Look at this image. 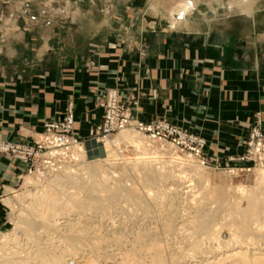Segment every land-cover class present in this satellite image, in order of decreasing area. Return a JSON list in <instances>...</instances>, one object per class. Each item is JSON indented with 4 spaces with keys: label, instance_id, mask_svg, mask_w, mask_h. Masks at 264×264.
<instances>
[{
    "label": "rangeland",
    "instance_id": "obj_1",
    "mask_svg": "<svg viewBox=\"0 0 264 264\" xmlns=\"http://www.w3.org/2000/svg\"><path fill=\"white\" fill-rule=\"evenodd\" d=\"M181 1L183 0H0V75L10 76L12 80L15 74H24L25 77H21L28 84L39 78L44 83L43 90H46L50 86L46 81L48 76H62L73 62L80 67L83 60L98 57V53L110 43L131 40V35L139 30L144 33L171 30L174 24L187 25L188 22L203 30L209 24L235 25L240 28L234 33L239 45L249 36L253 41L259 40L261 33H249L245 28L250 25L264 26V14L257 13L250 18L242 12L263 10L264 0H191L190 8L185 13L171 12L170 9ZM173 13L174 16H171ZM172 29L179 34L185 31ZM13 82L15 80L11 84ZM120 83L123 82H118ZM38 87L36 86L37 89ZM120 89L122 85L98 91L94 103L96 115H90L86 111V114L79 117L75 106L68 102L58 112L46 115L39 124L40 128L29 131L27 137H13V134L20 135L17 129L8 138H0V158L8 159L9 166L13 169L9 179L0 178V264H24L26 258L30 260L29 264H38L41 259L53 257L54 254L63 255L59 262L61 264H78L82 260L94 264H122L127 257V260L132 258L135 261L140 258L139 261L146 264L152 261L151 254L156 251V245L165 249L162 252L163 264H186L192 258L193 264H203L207 257L216 253H229L232 247L246 246L249 241L252 246L248 257L264 258V220L260 217L259 220L252 219L248 225L250 228L247 237L239 231L241 219L238 215V211L247 210L250 197L263 198L258 207L264 211V184L258 185L255 176L257 170L264 172V167L244 171L241 169L248 165L231 163L226 157L208 156L207 153L208 163L203 165L194 153L178 144V135L174 136L177 142H171L163 136L164 131L159 136L160 139L153 138L151 133L139 131L137 122L151 124L154 121H163L175 127L178 132L184 129L164 114L148 122L138 120L136 99L121 98ZM111 100L118 102V108H112ZM108 112L113 123L127 121V127L104 135L103 130L112 123ZM69 120L72 121L70 130ZM78 122L87 123L86 133L75 127ZM124 130L138 135L139 142L134 136L137 147L140 145L141 148L121 139V131ZM200 139L205 145V140ZM73 151L77 154L72 155ZM141 152L146 153V156L151 155L150 157L155 154L162 156L164 159L160 161L170 162L162 164L157 159L158 163L143 167L139 162L138 166V161L132 159L136 153ZM109 164L112 166L109 167ZM155 165H160L162 172L154 171ZM99 170L101 171L97 172ZM93 171L94 174L91 173ZM89 177L92 178L91 181ZM143 177H146V183ZM93 187L99 191L91 196V191L88 190ZM108 189H112L114 194ZM43 194L56 197L57 204L52 205V208H57L55 211L45 209L54 213L53 216L49 213L53 218L47 214L43 222L59 223L58 227L56 224V227L52 224L47 227L46 222L41 221L39 214L44 209L39 212L35 201ZM133 195H136L137 200L130 199ZM71 198L74 202L69 205L70 212L66 213L70 209L67 205ZM89 198L99 201L101 207L98 209L103 211L97 212L90 205L87 207L85 199ZM77 199L78 203L84 200L80 204L88 209L76 204ZM64 201L69 203L65 204ZM61 206L65 208V212H59ZM75 207L80 210H75ZM108 207L111 210H107ZM234 211H237L236 214ZM62 222L63 225L60 224ZM71 223H75V227L71 228ZM199 256H204L205 259ZM157 263L162 264L154 261L148 264ZM227 264L239 263L233 260Z\"/></svg>",
    "mask_w": 264,
    "mask_h": 264
},
{
    "label": "crops",
    "instance_id": "obj_2",
    "mask_svg": "<svg viewBox=\"0 0 264 264\" xmlns=\"http://www.w3.org/2000/svg\"><path fill=\"white\" fill-rule=\"evenodd\" d=\"M263 11L242 13L251 18ZM172 26L185 31H136L131 40L108 44L80 67L73 62L62 76H48L46 90L39 78L28 84L24 74L12 80L1 74L0 138L17 129L20 135L13 137H27L46 115L68 102L79 117L86 111L96 115L97 93L122 85L121 98L136 99L138 120L148 122L164 114L205 140L208 156L228 159L241 154L252 122L258 117L264 123V26L245 28L261 35L256 41L249 36L242 46L234 36L240 28L232 24H209L204 30L189 22ZM75 127L86 133V124ZM9 164L0 158L1 179L11 175Z\"/></svg>",
    "mask_w": 264,
    "mask_h": 264
},
{
    "label": "bare ground",
    "instance_id": "obj_3",
    "mask_svg": "<svg viewBox=\"0 0 264 264\" xmlns=\"http://www.w3.org/2000/svg\"><path fill=\"white\" fill-rule=\"evenodd\" d=\"M190 5H189V3H188V0H183V1H181L175 8H172V9H170V11L171 12H178V11H182L183 13H185L186 11H188L189 10V7ZM183 15V14H182ZM85 94H87V93H85ZM83 123V122H82ZM85 124H87V123H85ZM87 129V128H86ZM136 136V134H135V132H134V134H132V132L131 131H126V130H124V131H121V139H124V140H126V141H128L130 144H132L133 146H136V148H138L137 147V140H136V137L138 136ZM120 138V137H119ZM118 138V139H119ZM141 138V137H140ZM137 139H138V137H137ZM120 140V139H119ZM140 140H142V139H140ZM148 141V140H147ZM138 142H139V139H138ZM116 143V142H115ZM117 143H118V141H117ZM125 143H127V142H125ZM140 144H141V142H140ZM142 144H144V143H142ZM164 145V144H163ZM50 146V145H49ZM144 146H146V144L144 145ZM140 148H141V146H140ZM139 148V149H140ZM143 148V147H142ZM66 149V148H65ZM135 149V148H134ZM145 149V148H144ZM72 150V149H71ZM77 150V149H76ZM138 150V149H137ZM136 150V151H137ZM157 150V149H156ZM141 151V150H140ZM142 151H144L145 152V150H143L142 149ZM146 151H148V149L146 150ZM151 151V150H150ZM76 152V151H75ZM74 151L72 152V155H73V153H75ZM81 152V151H80ZM157 152V151H156ZM71 153V152H70ZM78 153H79V151H78ZM82 153V152H81ZM149 153V152H148ZM75 154H77V153H75ZM147 154L145 153H140V154H137L136 153V155H135V158L134 159H132V160H136V162H137V165L139 166V162L141 163V165H143V167L145 166V165H150L151 163H154L155 164V162H157L158 163V160L157 159H159V163L161 162L162 164L164 163V164H168L170 161H168V160H161L160 161V159H164V157L162 158V156L161 157H158V156H155V155H153V156H155V157H150V156H146ZM166 155V154H165ZM171 155V154H170ZM174 155V154H173ZM76 156V155H75ZM77 157V156H76ZM79 158H81V157H83V156H78ZM178 158H181V157H178ZM187 158V157H186ZM156 159V160H155ZM175 159V158H174ZM174 159H172V160H174ZM182 159V158H181ZM176 160H177V158H176ZM179 160V159H178ZM182 161V160H181ZM173 162V161H172ZM131 163V162H130ZM175 164H176V162H174ZM180 164V163H179ZM140 165V166H141ZM173 165V164H172ZM186 165V164H185ZM110 166H112V165H110L109 164V167ZM115 166V165H114ZM157 165H155L154 166V171H156V170H159V171H161V167H160V165H159V167H156ZM169 166V165H168ZM100 167V166H99ZM116 167V166H115ZM118 167V166H117ZM149 167V166H148ZM165 167V166H164ZM192 167V166H191ZM94 168H96V167H94ZM136 168V167H135ZM133 169V171H135L136 169ZM139 168H142V167H139ZM150 168V167H149ZM149 168H147V171L149 170ZM103 169V168H102ZM113 169V168H112ZM115 169V168H114ZM119 169V168H118ZM122 169V168H121ZM91 171L92 170H94V169H90ZM89 170V171H90ZM98 170V169H97ZM143 170V169H142ZM146 170V169H145ZM164 170V169H163ZM101 170H99V171H97V172H100ZM118 171V170H117ZM121 171V170H120ZM196 171V170H195ZM73 172V171H72ZM96 172V171H95ZM116 172V171H115ZM162 172V171H161ZM91 173H93L94 174V171L93 172H91ZM125 172H123V174H124ZM150 173V172H149ZM263 171L262 170H257L256 171V175L255 176H257V178H256V180H257V183H258V185H263L264 184V175H263ZM72 174V173H71ZM86 174V173H85ZM95 174H97V173H95ZM146 174V173H145ZM144 174V175H145ZM150 174H152V173H150ZM158 174H160V173H158ZM87 175V174H86ZM92 175V174H91ZM106 175V174H105ZM137 175V174H136ZM143 175V176H144ZM153 175V174H152ZM90 176V175H89ZM96 176V175H95ZM103 176V175H102ZM101 176V177H102ZM107 176V175H106ZM142 176V175H141ZM161 176V175H160ZM91 177V176H90ZM89 177V181H91L92 180V178H90ZM93 177H94V175H93ZM97 177H98V175H97ZM100 177V176H99ZM139 177V176H138ZM178 177V176H177ZM183 177H184V175H183ZM88 178V177H87ZM140 178V177H139ZM152 178V177H151ZM153 178H155V177H153ZM152 178V179H153ZM91 179V180H90ZM97 179V178H96ZM102 179V178H101ZM109 179V178H108ZM107 179V180H108ZM143 179H144V177H143ZM142 179V180H143ZM152 179H151V182H152ZM83 180V179H82ZM87 180V179H86ZM98 180V179H97ZM104 180H105V178H104ZM145 181V183L147 182L146 181V177H145V179H144ZM160 180V179H159ZM178 180H179V178H178ZM78 181V180H77ZM85 181V180H84ZM102 181V180H101ZM101 181H99V182H101ZM106 181V180H105ZM156 181V180H155ZM97 182V181H96ZM95 182V183H96ZM98 182V183H99ZM91 183V182H90ZM93 183H94V180H93ZM104 183V182H103ZM120 183V182H119ZM150 183V182H149ZM89 184V183H88ZM148 184V183H147ZM92 185V184H91ZM95 185V184H94ZM102 185V184H101ZM115 185V184H114ZM118 185V184H117ZM98 186H99V184H98ZM107 186V185H106ZM122 186V185H121ZM179 186H181V185H177V187H179ZM91 187V186H90ZM115 187V186H114ZM123 187V186H122ZM126 186H124V188H125ZM187 187V186H186ZM99 188V187H98ZM108 188V187H107ZM110 188V187H109ZM113 188V187H112ZM117 188V187H116ZM183 188H185V187H183ZM82 189V188H81ZM89 189V188H88ZM87 189V190H88ZM106 189V188H105ZM104 189V190H105ZM107 190V189H106ZM105 190V191H106ZM109 190V189H108ZM116 190H118V188L116 189ZM182 190V189H181ZM180 190V191H181ZM88 191H91L90 193H91V196H92V193H94L95 194V192H98L99 190L96 188V187H93L92 189H90V190H88ZM109 191H112L113 192V190L112 189H110ZM136 193V192H135ZM221 193V192H220ZM44 194H46V193H44ZM40 195L39 196V198L38 199H36V197L34 198V200L36 199V203H35V207L37 208V209H40L39 210V212L40 211H42V209H44V211L43 212H40L41 214H39V216H40V218H41V221L43 222V219H46L45 218V216H47V214L50 216V214L52 215L53 213H54V209H57L56 207L55 208H52V205H56L57 206V204H56V200H55V198L56 197H50L51 195ZM49 194H50V192H49ZM51 194H55V193H52L51 192ZM68 194V193H67ZM87 194V193H86ZM99 194H100V192H99ZM102 194V193H101ZM108 194V193H107ZM110 194H111V192H110ZM110 194L109 195H107V196H110ZM113 194H114V192H113ZM112 194V195H113ZM133 193H131V195H132ZM157 194V193H156ZM214 194V193H213ZM223 194V193H222ZM62 195H63V193H62ZM89 195V194H88ZM88 195H87V197H88ZM103 195V194H102ZM117 195V194H116ZM137 195V194H136ZM136 195H133V196H131L130 197V199H135V200H137L136 199ZM154 195V194H153ZM264 195V194H263ZM68 196H70V195H68ZM73 196V195H72ZM75 196V195H74ZM77 196V195H76ZM100 196V195H99ZM98 196V197H99ZM117 196H119V194L117 195ZM116 196V197H117ZM127 196H130V195H127ZM198 196V195H197ZM261 197H262V195H260ZM80 197V196H79ZM79 197H76V198H79ZM94 197H96V196H94ZM97 197V198H98ZM106 197V196H105ZM112 197V196H111ZM110 197V198H111ZM126 197V196H125ZM153 197V196H152ZM151 197V198H152ZM158 197V196H157ZM169 197V196H168ZM215 197V196H214ZM58 198V197H57ZM65 198V197H64ZM68 199H69V197H67ZM81 198V197H80ZM104 198V197H103ZM118 198V197H117ZM138 198L140 199V197L138 196ZM143 198V197H142ZM177 198V197H176ZM179 198V197H178ZM60 199V198H59ZM62 199V202H63V198H61ZM102 199V198H101ZM114 199H115V196H114ZM119 199V198H118ZM128 199L129 198H127V201H128ZM144 199V198H143ZM148 199V198H147ZM163 199V198H162ZM65 200H66V198H65ZM73 199L71 198V202L69 203L68 201H66L67 203H69L68 205H67V207H69L70 208V206H71V203L72 202H74V201H72ZM79 199H77L76 200V204H80V203H82L84 200H80L79 202L80 203H78L77 201H78ZM99 200V199H98ZM103 200V199H102ZM110 200V199H109ZM115 200H117V199H115ZM114 200V201H115ZM149 200V199H148ZM156 201H157V199H155ZM161 200V199H160ZM164 200V199H163ZM182 200V199H181ZM191 200V199H190ZM61 201V200H60ZM85 201L87 202V207H90V206H93V207H95L96 209H97V212L98 211H101V210H99L100 209V207H101V203L99 202V201H97L95 198H89V199H85ZM119 201V200H118ZM139 201V200H138ZM146 201V200H145ZM174 201V200H173ZM172 201V202H173ZM30 202V201H29ZM58 202V201H57ZM65 202V201H64ZM66 202H65V204H66ZM85 202V203H86ZM104 202V201H103ZM116 202V201H115ZM214 202V201H213ZM234 202V201H233ZM263 202V198H253V197H250L249 198V206H248V208H247V210H241V211H238V215H239V218L241 219V220H239L240 221V228H239V231L241 232V233H243V235L244 234H249V222H251V220L252 219H254V218H258V217H260L261 219H263L264 220V211L263 210H260L259 209V205H261V203ZM84 203V204H85ZM112 203H113V200H112ZM119 203H121V202H119ZM136 203H137V201H136ZM135 203V204H136ZM240 203H241V201H240ZM64 204V205H65ZM149 204V203H148ZM70 205V206H69ZM90 205V206H89ZM109 205V204H108ZM111 205V204H110ZM136 205H138V204H136ZM196 205V204H195ZM53 206V207H54ZM72 206H73V204H72ZM80 206H82V207H84L82 204H80ZM80 206H78V207H80ZM116 206V205H115ZM141 206H143V205H141ZM232 206V205H231ZM74 207V206H73ZM72 207V208H73ZM78 207H75L74 209L75 210H78L79 208ZM81 207V208H82ZM93 207H92V209H93ZM111 207V206H110ZM110 207H108L109 209H107V210H111L110 209ZM144 207V206H143ZM36 208H33L34 209V211H36L37 212V210H36ZM65 208H66V205H65ZM65 208L64 207H59V212H62V211H64L65 212ZM68 208V209H69ZM85 208V207H84ZM99 208V209H98ZM112 208V207H111ZM142 208V207H141ZM194 208V207H193ZM252 210H251V209ZM45 209H48V210H51V209H53L54 211H53V213L51 212V211H46ZM83 209V208H82ZM86 210L88 209V208H85ZM91 209V208H90ZM91 209V210H92ZM206 209H208V208H206ZM235 209V208H234ZM238 209V208H237ZM243 209V208H242ZM249 209V210H248ZM70 210H71V208L69 209V211H66V213L68 212H70ZM80 210V209H79ZM78 210V211H79ZM93 210H95V209H93ZM34 211H32V214H33V212ZM57 211V210H56ZM90 211V210H89ZM103 211V210H102ZM144 211V210H143ZM231 211V210H230ZM229 211V212H230ZM36 212H34L35 213V215H36ZM39 212H37V213H39ZM71 212H73V211H71ZM106 212V211H105ZM227 212V211H226ZM233 212V211H232ZM237 212V211H236ZM236 212L234 211V213L236 214ZM50 213V214H49ZM65 213V214H66ZM84 213H85V211H84ZM87 213V212H86ZM109 213V212H108ZM56 214V213H55ZM54 214V215H55ZM184 214V213H183ZM222 214V213H221ZM73 215V214H72ZM91 215V214H90ZM96 215V214H95ZM100 215V214H99ZM111 215V214H110ZM233 215V214H232ZM38 216V215H37ZM48 216V217H49ZM53 216V215H52ZM52 216H50V217H52ZM63 216H64V214L63 215H61V217L63 218ZM67 216V215H66ZM75 216V215H74ZM48 218L49 220H52V218ZM81 217V216H80ZM90 217H93V216H90ZM103 217V216H102ZM220 217V216H219ZM39 218V217H38ZM66 217H64V219H65ZM176 218V217H175ZM191 218V217H190ZM47 219V220H48ZM219 219V218H218ZM40 219H38V221H39ZM48 220V221H49ZM79 220V219H78ZM179 220V219H178ZM258 220H259V218H258ZM53 221V220H52ZM85 221V220H84ZM254 221V220H253ZM44 222H46V220H44ZM43 222V223H44ZM180 222V221H179ZM69 223V221L68 222H66L65 224L62 222V223H60V224H64V225H66V224H68ZM91 223V222H90ZM177 223V222H176ZM235 223V222H234ZM46 224H47V222H46ZM45 224V225H46ZM49 224V226L52 224V226L53 227H56L55 226V224L57 225V227H58V225H59V223H55V222H52V223H48ZM48 224H47V227H48ZM72 224V223H71ZM70 224V226H72L71 228H73V226L75 227V225L77 224V222H76V224L74 223V224H72L71 225ZM193 224V223H192ZM38 225V224H37ZM44 225V227H46ZM61 225V226H62ZM90 225V224H89ZM252 225V224H251ZM39 226V225H38ZM51 226V227H52ZM98 226V225H97ZM225 226V225H224ZM63 227V226H62ZM77 227V226H76ZM92 227V226H91ZM90 227V228H91ZM218 227V226H217ZM50 228V227H49ZM82 228V227H81ZM80 228V229H81ZM84 228V227H83ZM82 228V229H83ZM86 228V227H85ZM168 228V227H167ZM231 228V227H230ZM30 229V228H29ZM67 229H68V227H67ZM70 229V228H69ZM103 229V228H102ZM54 230V229H53ZM73 230V229H72ZM79 230V229H78ZM89 230V229H88ZM52 231V230H51ZM68 231V230H67ZM71 231V230H70ZM70 231H68V232H70ZM74 231H76L75 230V228H74ZM84 231V230H83ZM170 231V230H169ZM42 232V231H41ZM63 232V231H62ZM72 232V231H71ZM79 232H80V230H79ZM86 232V231H85ZM90 233H92L91 231H89ZM78 233V232H77ZM94 233V232H93ZM194 233V232H193ZM204 233H205V231H204ZM251 233V232H250ZM261 233V232H260ZM68 234V233H67ZM66 234V235H67ZM71 234V233H70ZM84 234V233H83ZM95 234V233H94ZM54 235V234H53ZM74 235H76V233L74 234ZM79 235V234H78ZM81 235V234H80ZM86 235V234H85ZM85 235H84V237H85ZM210 235V234H209ZM251 236H252V233L250 234ZM249 235V236H250ZM259 235V234H258ZM62 236V235H61ZM83 236V235H82ZM89 236V235H88ZM95 236V235H94ZM93 236V237H94ZM194 236V235H193ZM203 236V235H202ZM90 237V236H89ZM245 238H246V236H244ZM247 237H248V235H247ZM51 238V237H50ZM69 238V237H68ZM200 238H201V236H200ZM251 238V237H250ZM249 238V239H250ZM244 239V238H243ZM248 239V238H247ZM251 239H253V238H251ZM64 240V239H63ZM72 240V239H71ZM73 240H74V238H73ZM92 240V239H91ZM207 240V239H206ZM76 240H74V242H75ZM92 242V241H91ZM91 242H89L90 244H93V243H91ZM199 242V241H198ZM244 242V241H243ZM63 243H65V242H63ZM95 243V242H94ZM107 243H109V242H107ZM195 243V242H194ZM208 243V242H207ZM246 243V242H245ZM64 245V244H63ZM195 245H197V244H195ZM50 246V245H49ZM93 247H94V245H92ZM91 246V247H92ZM95 246H96V244H95ZM161 246V245H160ZM204 246V245H203ZM219 246V245H218ZM234 246V245H233ZM251 246H252V242H247L246 243V246H243V245H237V246H234V247H232V249L230 250V252L229 253H226V254H223L222 253V255H217V253L215 254V255H213L212 257L210 256V257H207L206 258V261H205V263H203V264H227V262H229V261H233V260H235V261H238V263L239 264H249V261H250V263L251 264H260L259 262H262L261 264H264V258L262 257L261 259H263V261L261 260V259H257L256 257H251V258H253V259H250L248 256V251L251 249ZM82 248V247H81ZM87 248H89V247H87ZM193 248V247H192ZM261 248V247H260ZM59 249V248H58ZM163 249V248H162ZM162 249H160L159 247H157V245L155 246V248H154V250H156L154 253L152 252V261H154V262H159V263H162V262H164L163 261V259H164V257H163V254H162V252L165 250H162ZM225 249V248H224ZM236 249V250H235ZM222 250V249H221ZM252 251V250H251ZM53 252V251H52ZM93 252H95V250L93 251ZM63 254H64V252H62ZM99 253V252H98ZM192 253V252H191ZM260 253V252H259ZM263 253V252H262ZM41 254V253H40ZM40 254H38V255H40ZM67 254V253H66ZM148 254V253H147ZM212 254H214V253H211V255ZM252 254V253H251ZM68 255V254H67ZM150 255V256H151ZM112 256V255H111ZM36 257V256H35ZM199 257H201V256H199ZM202 257H204V256H202ZM201 257V258H202ZM62 258H63V255H60V256H55V254H54V256L53 257H51L50 256V258L48 257L47 259L46 258H43V259H41L40 260V262H38V264H61V263H59V262H61V260H62ZM65 258V257H64ZM75 258V257H74ZM78 258V257H77ZM105 258V257H104ZM151 258V257H150ZM124 259V258H123ZM128 259V257L125 259V260H123L124 262L122 263V264H144L143 262H140L139 261V259L137 260V261H135V260H133L132 258V260L130 259V260H127ZM197 259V258H196ZM204 259H205V257H204ZM121 260V259H120ZM261 260V261H260ZM29 261L30 260H28V258H26L25 259V261H24V264H29ZM38 261V260H37ZM106 261V260H105ZM152 261H150V262H148V263H152ZM196 261H198V260H196ZM146 262V261H145ZM183 262H185V261H183ZM189 262L190 263H188V262H186V264L188 263V264H193V258L191 259V260H189ZM147 262H146V264H148ZM198 263V262H197ZM201 263V262H200ZM237 263V262H236ZM78 264H94V263H92V262H85L84 260H82V261H79L78 262ZM158 264V263H157ZM163 264V263H162ZM195 264V263H194Z\"/></svg>",
    "mask_w": 264,
    "mask_h": 264
},
{
    "label": "built area",
    "instance_id": "obj_4",
    "mask_svg": "<svg viewBox=\"0 0 264 264\" xmlns=\"http://www.w3.org/2000/svg\"><path fill=\"white\" fill-rule=\"evenodd\" d=\"M111 106L113 109L118 108V102L111 100ZM110 117V122H112V116L108 112ZM72 121L69 120L68 130H70ZM127 121H121L120 123H111L105 130H103L104 135H109L116 130H121L127 127ZM137 128L139 131H144L151 133L153 138L161 136V133L164 131L163 135L166 140L171 142H177L175 135H178L179 145L182 146L185 150H190L194 153L195 157L201 161L204 165L208 163V157L204 152V143L201 142V139L194 134L190 133L187 130H180L179 132L175 127L168 125L163 121H154L151 124H145L137 122ZM54 126V125H51ZM170 136H173L172 138ZM243 152L235 157L228 158V161L231 163L246 164L244 166V171H250L252 168H261L264 167V123L258 117L252 122L248 129V137L243 142Z\"/></svg>",
    "mask_w": 264,
    "mask_h": 264
},
{
    "label": "snow or ice",
    "instance_id": "obj_5",
    "mask_svg": "<svg viewBox=\"0 0 264 264\" xmlns=\"http://www.w3.org/2000/svg\"><path fill=\"white\" fill-rule=\"evenodd\" d=\"M189 5L191 4V0H188Z\"/></svg>",
    "mask_w": 264,
    "mask_h": 264
}]
</instances>
